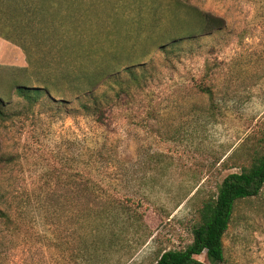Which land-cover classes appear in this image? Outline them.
I'll return each mask as SVG.
<instances>
[{
	"label": "rangeland",
	"instance_id": "obj_1",
	"mask_svg": "<svg viewBox=\"0 0 264 264\" xmlns=\"http://www.w3.org/2000/svg\"><path fill=\"white\" fill-rule=\"evenodd\" d=\"M48 4L44 22L25 15L35 39L0 35L11 114L0 121V207L12 216L0 223V264H154L191 242L201 201L264 136V0ZM204 14L223 27L204 34ZM8 23L0 13V28L28 21ZM126 58L145 80L119 69L98 86L111 97L99 124L72 92L94 66ZM15 76L56 91V104L28 107ZM223 245L222 264H264V185L238 203Z\"/></svg>",
	"mask_w": 264,
	"mask_h": 264
},
{
	"label": "trees",
	"instance_id": "obj_2",
	"mask_svg": "<svg viewBox=\"0 0 264 264\" xmlns=\"http://www.w3.org/2000/svg\"><path fill=\"white\" fill-rule=\"evenodd\" d=\"M31 4V3H30ZM29 2L27 0H0V13L4 15V19L18 22L19 18L27 19L28 24H18L16 27H1L0 35L8 40L12 39V33H16L19 39H25V33L29 31L30 35L35 39L36 32L33 27L28 29V25H33L31 17L26 18V14L30 12ZM35 8L30 12L34 14V18L40 16V21L44 22V14L49 8L48 0H36ZM7 24V25H8ZM224 21L221 17L212 14H204L202 31L204 34L217 31L222 28ZM45 34V33H44ZM20 36V37H19ZM19 43V42H16ZM20 44V43H19ZM38 44V43H37ZM21 46V45H20ZM65 47L64 44L58 48ZM165 48V45L163 46ZM108 56V55H106ZM106 56L104 58H106ZM125 65L117 66L104 64V66H94L82 78L81 85L73 91L74 97L78 100L79 106L84 113L91 116L94 121L104 124L109 115V102L111 97L107 92H96V88L104 81L111 78L115 71L125 70L130 76L129 80L139 84L141 79L145 80V75L135 73L131 67L133 61L128 60ZM123 67V68H122ZM145 73V71H144ZM142 76V77H141ZM16 78V79H15ZM10 82V88L15 95L21 98L28 107H32L38 102L41 96H44L51 103H55V97L58 94L47 86L33 87L26 77H16ZM199 90L208 94L211 91L208 88L200 87ZM131 88L121 87L116 96L123 95L126 98L130 95ZM8 94L0 93V121L8 120L11 114L6 111L9 102ZM62 102L58 100L57 104ZM8 157L0 156V160H8ZM240 171L227 174L217 185L213 195L204 198L196 209L195 222L192 225V240L181 249H169L160 253L154 264H204L197 259V256L204 254L209 264H222L225 260L223 238L227 231L232 218L234 216L238 203L242 200L250 199L258 196L264 185V136L257 139L256 146L252 151L248 152L242 164ZM0 223L8 226L12 224V216L0 207Z\"/></svg>",
	"mask_w": 264,
	"mask_h": 264
}]
</instances>
